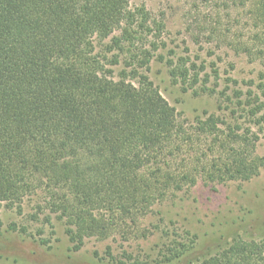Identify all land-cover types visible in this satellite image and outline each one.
Segmentation results:
<instances>
[{
	"label": "trees",
	"instance_id": "trees-1",
	"mask_svg": "<svg viewBox=\"0 0 264 264\" xmlns=\"http://www.w3.org/2000/svg\"><path fill=\"white\" fill-rule=\"evenodd\" d=\"M131 1L0 0V209L23 212L39 195L48 225L64 226L77 250L136 223L199 176L249 181L264 167L249 156V137L222 136L214 116L193 127L179 120L145 74L160 44L147 47L150 16ZM238 3L251 4L255 32L237 51L260 57L264 0ZM168 69L198 90L205 67L181 59ZM244 97L227 93L234 113L255 119L262 107ZM263 254L234 240L197 259L194 247L175 243L159 264H258Z\"/></svg>",
	"mask_w": 264,
	"mask_h": 264
},
{
	"label": "rangeland",
	"instance_id": "rangeland-1",
	"mask_svg": "<svg viewBox=\"0 0 264 264\" xmlns=\"http://www.w3.org/2000/svg\"><path fill=\"white\" fill-rule=\"evenodd\" d=\"M142 7L150 16L147 47L153 41L160 44L145 74L176 109L179 120L193 127L198 119L214 116L220 120L222 136L234 130L249 137V156L264 161V55L251 59L237 51L239 42L252 44L251 4L131 1V8ZM181 59L205 67L198 90L177 84L170 76L169 63ZM202 87L209 90L203 92ZM238 90L246 103L262 107L255 119L234 113L227 93ZM39 201V195L28 198L23 212L0 209V264H159L175 243L194 247L197 259L214 255L234 240L264 247V167L249 181L212 182L199 176L196 185L171 194L136 223L112 228L104 237L87 238L80 250L59 222H54L55 228L48 225L49 212L39 208Z\"/></svg>",
	"mask_w": 264,
	"mask_h": 264
}]
</instances>
